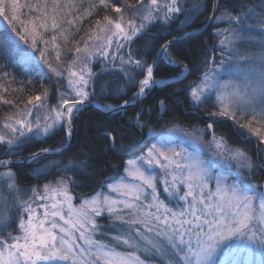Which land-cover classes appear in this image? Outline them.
I'll return each instance as SVG.
<instances>
[{"label":"snow or ice","instance_id":"1","mask_svg":"<svg viewBox=\"0 0 264 264\" xmlns=\"http://www.w3.org/2000/svg\"><path fill=\"white\" fill-rule=\"evenodd\" d=\"M8 3L11 15L0 0V17L8 21L11 42V50L0 46V93L27 95L14 102L0 94V104L11 106L0 120V264H237L218 260V252L231 249L233 241L264 248V184L256 182L264 179V147L255 158L247 147L252 137L264 145V30L252 34L253 28L264 29V0L259 5L227 0L223 11L216 0L206 20L227 25L212 33V51L218 40L220 58L205 49L203 60L193 66L174 58L170 50L176 41L193 36L184 29L206 10L203 0L191 8L186 7L188 0ZM173 31L180 35L167 39ZM37 53L55 77L49 78L51 86L39 89L27 77ZM97 55L119 62L124 83L114 91L102 86L98 93L93 87ZM161 62L180 69L168 78L174 84L195 77L178 91L185 93L191 110L203 109L208 118L203 127L185 128L177 116L167 122L172 127L159 131L150 124L155 109H145L143 101L166 84L165 78H157ZM17 68L24 79L18 80ZM16 83L19 89L8 86ZM132 88V96L123 99ZM53 95L57 102L50 104ZM97 95L118 98L116 104L96 103L110 114L141 104L132 121L141 130V140H155L125 162L124 175L103 185L106 192L76 193L86 183L81 177L94 176L96 165L83 150L68 155L66 141L17 160L30 143L60 130L70 140L78 113ZM156 104L160 118L168 110L167 99L158 98ZM223 118L233 122L241 137L238 143L220 131ZM101 135L111 148L128 150L119 129L105 124ZM175 136L183 143L173 146ZM53 153L61 159L41 164ZM24 162L41 164L33 170L37 175L54 169L59 178L42 189L22 188L13 166ZM224 164L235 167L238 180L218 171Z\"/></svg>","mask_w":264,"mask_h":264},{"label":"trees","instance_id":"2","mask_svg":"<svg viewBox=\"0 0 264 264\" xmlns=\"http://www.w3.org/2000/svg\"><path fill=\"white\" fill-rule=\"evenodd\" d=\"M214 0H203L207 5L206 10H204L199 16L196 17L194 22L184 31L189 32L192 30H197L203 27V25L208 21L206 17L211 14V7ZM25 0H20V3L23 4ZM196 2L199 3L201 0H188L186 4L187 8H191L192 4ZM227 0H219L221 11L224 9V5ZM249 4L259 5L262 0H247ZM5 3L8 7V14L11 15V5L8 3V0H5ZM259 11V9H257ZM24 15L22 18H26V10H24ZM217 15L220 12H216ZM184 17L181 16L180 20H183ZM223 25L225 23H222ZM87 27V24L84 25ZM176 25H173V29ZM214 24L211 22L209 26L200 34L193 36L191 38H186L180 41H177L173 45V49L170 51L174 58L180 59L190 66L195 65L198 61H202L205 55V49H207V54L212 56L214 53L212 51L213 39L212 33ZM8 21L4 20L3 17H0V46L8 47L11 50V42L8 39L9 32ZM159 29V25L153 29L155 33ZM83 35V32L80 33ZM167 35V34H165ZM173 35H180L178 31H173L171 35H167V39L172 38ZM146 39H151L147 37ZM218 41V40H217ZM216 41V42H217ZM162 42V41H161ZM136 47V45H133ZM216 43V51H217ZM215 51V52H216ZM37 63L33 65L30 69L27 70V77L36 82V88L39 89L41 85L48 87L51 86V81H55V77H52V73L49 71L47 66L43 64L42 61H39L38 53ZM17 72L18 80L25 78V73L21 72L19 68L15 69ZM180 71L179 68H173L165 62H161L157 69V78H170L175 76ZM97 74V79L93 87L99 93V90L102 86H106L108 91H114L119 85L124 83L123 79L119 77L118 69L99 71ZM51 77V81L49 78ZM194 76H189L183 84L179 83H167L164 86H161L154 90L151 95H149L144 101V107H152L155 109L151 115L150 124L156 129L162 127V124H171L167 123L173 116L179 117L177 123L182 124L186 128H191L192 125L198 127H203L204 122L208 119L203 109L199 112L193 111L188 105L187 98L183 91H178L188 83L189 80L194 79ZM7 85V82H5ZM10 89H19V83L8 85ZM35 92V90H33ZM136 89L132 88L127 91V94L123 96V99H128L132 96L133 92ZM5 96V98L13 99L14 102L26 99L27 93H22L19 91L12 92L11 90L8 93H0ZM158 98H166L168 104V110L165 111L160 118H158L159 108L156 104ZM55 95L52 96L50 100H55ZM95 102L100 104H116L119 102L118 98L111 95H97ZM141 108V104L136 103L132 106L127 107L125 112L120 113H104L99 111L89 105H86L83 110L78 113L76 119L73 123L74 136L71 142V145L68 149V155L72 153H79L83 150L85 153L90 154L94 157L91 161L96 165L95 175L91 177H81L82 180H85L86 183L82 187L76 188V193L88 194L92 192L97 186L105 184L120 175L125 165V160L129 156H132L134 153H137L142 149L144 141H139L141 136V130L134 126L132 117H134ZM11 111V106L0 104V120L3 119L4 113ZM147 116V113H145ZM110 124L111 127L117 128L120 131V134L123 136L122 143L128 146L127 151H118L110 147L108 139L106 136L101 135L103 130V125ZM228 134L231 138V141L238 143L241 139L239 135L236 134V129L231 120L224 118V127L220 129ZM144 133V132H143ZM145 135V133H144ZM151 140V139H150ZM67 141L65 132L63 130L58 131L51 138H41L39 141H34L30 143L24 150H22L17 156V160L24 159L28 154L38 151L41 147L55 148L61 147V142ZM141 142V143H140ZM148 143V142H147ZM257 139L252 137L247 143V147L250 149L251 154L255 158V154L258 151L257 148ZM261 146V145H260ZM119 147V144L118 146ZM61 159L60 155H49L48 160H44L41 164L48 163L50 160ZM41 164H34L32 162H25L22 164H16L13 166V170L18 173V183L22 188H29L36 183V181L41 178L51 174L54 176L56 173L54 169H49L47 172L40 173L37 175L33 170L40 168ZM92 171V169H89ZM264 179H258L256 182L262 183ZM103 221V220H102Z\"/></svg>","mask_w":264,"mask_h":264},{"label":"rangeland","instance_id":"3","mask_svg":"<svg viewBox=\"0 0 264 264\" xmlns=\"http://www.w3.org/2000/svg\"><path fill=\"white\" fill-rule=\"evenodd\" d=\"M216 15H217V13H216ZM219 15L220 14H218L217 16H219ZM211 22L214 24L213 28H215V27L224 28V27L227 26L226 23L223 25L222 23H218L216 20H212ZM262 30H264V29L253 28L252 34L256 35V36H259V33ZM189 32H193L194 33L195 30H192V31H189ZM216 43H217V49L218 50L213 55L215 56L216 60H218L220 58L219 43H218V41ZM238 43L244 44L245 42L244 41H240ZM253 50H255V49H253ZM123 51H127V49H124ZM118 63H119L118 61L113 63L111 61V59H105L103 56L97 55L92 61V68H93V71L95 73H98L99 71L114 70V69H118ZM221 75H222V77L227 78L226 74L223 71H221ZM52 77H54V76L52 75ZM48 102L50 104H55L57 101L55 99L54 102H53V100H49ZM226 119H228V118H226ZM166 126L167 127H172L173 125L172 124H166L165 125V123H163L162 127L158 128L157 131H159L161 128H164ZM189 129H191V128H189ZM143 132L147 136V129H144ZM209 138H210L209 136L205 135V139H209ZM140 140H141V136L139 138V141ZM143 141L145 142L144 145L142 146V149H141L143 151H146L145 144L148 141L155 142L154 138H152L150 136L147 137V140H141V142H143ZM181 143H183V138L182 137H180V136L173 137V146H175L176 144H181ZM148 146H150V143H148ZM185 146H187V145H185ZM261 147H264V145L260 146V145L257 144V148H261ZM55 148H59V147H55ZM141 150H139L137 153H134L132 156H129L128 158H126L125 162L128 159H133V158L141 155L142 154ZM157 171H159V170L157 169ZM218 171L222 172L225 175L230 176L232 179H236V180L239 179V175L236 172L234 166L229 167L227 164H224V165H222V166H220L218 168ZM121 175H124V167H123V170L120 173V175L118 177H116L115 179H118ZM244 175H247V173L245 172ZM45 177H46V179L44 177L41 178L40 180L36 181V183L34 185H32L31 187H29L28 189H31V188L37 187V186H39V188L42 189L43 185L45 183H53L56 179L59 178V176L57 174H55L54 176H52L51 174H48ZM115 179H113V180H111V181H109L107 183H112V182H114ZM261 184H264V181ZM103 185L101 184V186L100 185L97 186L96 189H94L92 192H90L88 194H85V195H91L94 192L101 191V190L106 192L107 189L103 188ZM29 195H31V192H29ZM74 203H79V201H74ZM38 211H42V210L38 209ZM100 222L103 223V224H106L107 220L105 218H101ZM221 247L223 249V245ZM217 259L218 260H231V261L237 262V264H264V248H260L258 245H253L251 248H245V247L240 246L239 242L233 241L231 249H224L223 251L218 252Z\"/></svg>","mask_w":264,"mask_h":264},{"label":"water","instance_id":"4","mask_svg":"<svg viewBox=\"0 0 264 264\" xmlns=\"http://www.w3.org/2000/svg\"><path fill=\"white\" fill-rule=\"evenodd\" d=\"M216 2V0H214L213 1V4ZM212 21V20H211ZM211 21H207L204 25H203V27H201L200 29H199V32H194L193 33V36H196V35H198V34H200L201 32H203L208 26H209V24L211 23ZM192 36V37H193ZM170 39H172V38H170ZM183 39H186V38H182V39H180V40H183ZM180 40H178V41H180ZM177 42V41H176ZM166 79V84L167 83H172L168 78H165ZM136 104V103H135ZM87 105H89V106H91V107H93V108H95V109H97V110H99V111H102L101 109H99L98 107H96V103L94 102V103H92V104H87ZM132 105H134V104H129L127 107H129V106H132ZM102 112H104V111H102ZM104 113H106V112H104ZM73 136H74V129H73V126H72V136H71V139L70 140H68L67 139V141H66V143L64 144V147L66 148V149H68L69 147H70V145H71V142H72V140H73ZM36 152V151H35ZM30 154H28L27 156H29ZM50 155H58V154H56V153H53V154H50ZM26 156V157H27ZM24 159H22V160H20V161H23ZM25 163V162H24ZM20 164H22V163H20Z\"/></svg>","mask_w":264,"mask_h":264}]
</instances>
